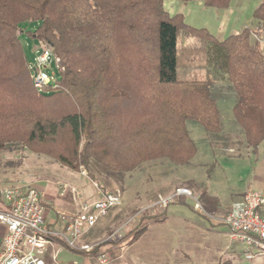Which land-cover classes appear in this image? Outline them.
I'll return each instance as SVG.
<instances>
[{
    "label": "trees",
    "instance_id": "trees-1",
    "mask_svg": "<svg viewBox=\"0 0 264 264\" xmlns=\"http://www.w3.org/2000/svg\"><path fill=\"white\" fill-rule=\"evenodd\" d=\"M203 1L226 8L232 0ZM253 15L264 30V0ZM26 23L59 58L57 86L33 84L20 38ZM181 32L203 45L180 47ZM255 34L244 27L221 40L170 15L164 0H0V152L28 149L84 167L116 193L104 174L156 160L189 164L198 146L188 121L209 134L208 148L223 151L240 133L255 151L264 142V51Z\"/></svg>",
    "mask_w": 264,
    "mask_h": 264
},
{
    "label": "rangeland",
    "instance_id": "rangeland-1",
    "mask_svg": "<svg viewBox=\"0 0 264 264\" xmlns=\"http://www.w3.org/2000/svg\"><path fill=\"white\" fill-rule=\"evenodd\" d=\"M261 2L262 0H232L228 7L216 8L206 6L203 0L187 2L164 0V7L170 15L182 14L184 22L196 28H206L221 40L231 34L239 33L244 27H249L256 32L255 37L261 42L264 51V30L258 26V20L253 15ZM23 28L24 31L20 38L29 61L33 62L44 46L28 34L34 26L26 23ZM178 45L196 48L202 46L203 42L197 37L181 32ZM53 71L59 79L61 72L55 59L52 61V66L48 68L50 74ZM191 74L193 73L181 71L182 77ZM200 74H202L201 71ZM226 104H228L227 101ZM224 107V103L220 102V109L225 118ZM187 127L198 146V153L189 164L175 165L167 160H156L147 162L130 172L104 174L112 183V188L108 189L120 194L123 203L119 208L110 211L99 220L96 229L88 235L87 240L100 242L102 245L100 251L107 252L111 264H113L111 261L118 255L119 257L122 255L120 244L124 243L126 247L134 240L133 245L143 236L145 232L139 237L138 234L143 229V220L149 217L143 218V216L148 213L152 215L157 210L156 208L159 206H154V201L159 195L172 193L177 187H188L194 195H196V191L197 194H200L201 189L194 191L195 186L191 187L193 180H195L194 185L199 188L202 184L208 186L206 197L209 201H214V204L219 208L225 207L239 197L242 198L249 188L264 193V144L253 151L242 141L240 133H234L231 134L233 140L230 141L231 144L227 146V149L222 152L216 150L218 147L207 150V146H211L208 139L209 134L193 121H188ZM210 150H213L214 154L218 156L216 161L208 157L207 151L209 153ZM204 177H207L208 180L203 182ZM94 182L89 178L86 168L79 167L74 170L44 154L28 149L0 152V201L2 200V189L19 183L29 184L44 194L42 203L45 216L58 210H76L78 203L74 198V189L84 195L86 199H92L96 195ZM60 184L69 185L68 194L61 195ZM94 191L95 193H93ZM197 197L199 198L198 195ZM186 201V204L173 202L167 207L183 205L191 211L194 217H201L194 209L195 200L190 197ZM199 201L205 212L203 219L208 222H216L217 213L207 208L200 198ZM170 223L167 227L173 231L166 232L170 236L168 237L166 233L160 236V239L164 241L163 246L172 248V256L179 260L170 264H225L226 257L223 256L222 261H218L220 260L218 251L214 244H211L210 237L201 236L197 227L187 226L185 223L182 226L175 224L173 226L172 223L175 222L171 221ZM212 237L211 240H213ZM168 238L169 243L167 242ZM237 245L241 246L242 251L232 259V264H264V257L247 260L244 257L243 246L239 243ZM134 249L137 252L139 247L136 246ZM183 252L189 255L183 261L184 263L180 261ZM93 257L94 260L97 259L95 255ZM130 257H133L135 264H139L137 254L130 255ZM94 260L80 254L63 252L58 256L57 264H74V262L89 264Z\"/></svg>",
    "mask_w": 264,
    "mask_h": 264
},
{
    "label": "built area",
    "instance_id": "built-area-1",
    "mask_svg": "<svg viewBox=\"0 0 264 264\" xmlns=\"http://www.w3.org/2000/svg\"><path fill=\"white\" fill-rule=\"evenodd\" d=\"M53 59L59 68V58L50 48H43L29 64L33 84L39 90L50 84L57 86L56 73L48 72ZM94 185L96 195L92 199H86L74 189L78 208L56 211L52 222L45 216L44 194L36 187L19 183L2 189L0 223L6 227L7 234L0 247V264H57L63 252L92 258L100 242H86L85 237L110 209L123 203L120 194L107 192L95 182ZM59 191L61 195L68 194L69 185L60 184ZM182 195L193 198L195 209L204 212L199 198L188 187H177L172 193L159 195L154 205L166 207ZM220 220L228 227L231 241L243 246L247 260L264 257V193L249 188ZM120 245L124 249V243ZM95 256L99 264L110 263L105 251L99 250Z\"/></svg>",
    "mask_w": 264,
    "mask_h": 264
},
{
    "label": "crops",
    "instance_id": "crops-1",
    "mask_svg": "<svg viewBox=\"0 0 264 264\" xmlns=\"http://www.w3.org/2000/svg\"><path fill=\"white\" fill-rule=\"evenodd\" d=\"M261 144L263 145L264 143H261ZM261 144H260V147L262 146ZM206 149L209 150V148H206ZM216 150L222 152L221 149L217 148ZM207 155L209 158H212L215 161L218 159V156L214 154L213 150H210L209 153L207 151ZM206 178L207 177L203 178V182L208 180ZM194 181L195 180H193V184L191 185V187L195 186L194 187L195 189L193 188L194 191H196V189L197 190L201 189L200 194L199 193L197 194V191H196V195L199 196V198L202 200V203L207 208L217 213L218 219L216 222L213 223V222L205 221V219H203V215L205 212L198 211L197 209H195V206H194V209L201 217H194L191 211H189V209L185 208V206L183 205L173 206V207H160V206L157 208L155 207L157 210H155V212L152 213V215L148 213L147 215H149V217L143 220L144 222L143 229L138 234V237L140 236V234L145 232L143 236H141L138 239V241L135 242L133 245H132V242L134 240L130 243L129 246H126L124 247V249H121L122 251L121 257H119L118 255L117 258H115L116 260L114 259L111 262L117 263V264H126L128 262L129 264H135L133 257H130V255H136V254L138 255L139 264H170L174 261H179L178 259H175L174 256H172L171 254L172 248L163 246L164 241L160 239V236L163 233L173 231V229L167 227L169 224H171L170 222L172 221V222H175V223H172L173 226L174 224L176 226H182V224L185 223L187 224V226L191 225V226L197 227L198 230L201 232L200 233L201 236L206 235V237H210L209 240L211 244H214L215 248L218 251V259H220L218 261H222V257L225 256L226 257L224 261L225 264H232V259L235 258L237 253L241 254L242 249H241V246L237 245L238 244L237 242L231 241L229 237V233H228L229 229L223 222H221L220 218H222L229 211V209L231 208V205L235 201L241 200L244 197L245 193L242 195V198L239 197V199L230 202L225 207L219 208L214 204V201H209V199H207L206 194L208 191V186H206L205 184H202V186L199 188L197 185H194ZM93 193H95V191ZM187 198H190V197L182 195V196H179L174 202L178 204H186ZM0 204H1V201H0ZM68 210L71 211V209H68ZM55 217H56V213H53V214L50 213L46 216L47 220L50 222H52L55 219ZM6 234H7L6 227L0 223V247L2 245L3 239ZM167 236L169 237L170 235L167 234ZM211 236H213L212 237L213 240H211ZM167 242L169 243V238L167 239ZM136 246L139 247L137 252L134 251L135 250L134 248H136ZM187 257H189L188 253L183 252V256L180 259V261L184 263L183 261H185Z\"/></svg>",
    "mask_w": 264,
    "mask_h": 264
}]
</instances>
